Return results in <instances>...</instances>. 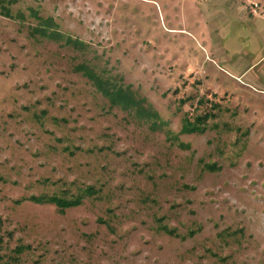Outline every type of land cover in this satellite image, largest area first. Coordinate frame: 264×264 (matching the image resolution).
<instances>
[{
	"label": "rangeland",
	"instance_id": "374dc122",
	"mask_svg": "<svg viewBox=\"0 0 264 264\" xmlns=\"http://www.w3.org/2000/svg\"><path fill=\"white\" fill-rule=\"evenodd\" d=\"M0 264H264V0H0Z\"/></svg>",
	"mask_w": 264,
	"mask_h": 264
},
{
	"label": "trees",
	"instance_id": "16d2710c",
	"mask_svg": "<svg viewBox=\"0 0 264 264\" xmlns=\"http://www.w3.org/2000/svg\"><path fill=\"white\" fill-rule=\"evenodd\" d=\"M4 14H8L10 17L13 16L10 9H5ZM19 19H23L25 16L22 13L18 14ZM56 24L52 18L45 19L40 25L34 27V32H38L43 37H50L55 40L65 39L66 43L73 45L75 48L82 49L84 43L79 39H73L72 37H66L59 30H49V27L56 29ZM75 71L80 72L83 76L91 82L93 86L114 106H121L124 109H129L130 111L136 112L137 115L141 117L159 118L156 112H153L151 106H147L145 98L138 96L131 87L119 84L118 81H111L109 77L99 73L96 67L91 66L88 63H82L75 66ZM204 118H198L197 123H191L189 121L185 122L183 126V132H195L203 131L202 128ZM156 127H159V121L154 122ZM94 188L88 186L82 193L79 194H68L69 192L63 191L62 193H54L51 195H31L29 198L37 203H53L59 210L65 211L69 207H74L80 205L85 196L92 195L94 193ZM169 231V230H168Z\"/></svg>",
	"mask_w": 264,
	"mask_h": 264
}]
</instances>
